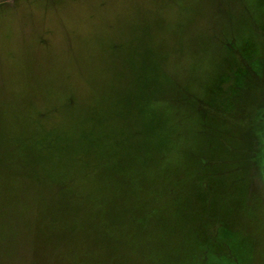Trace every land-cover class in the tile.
I'll list each match as a JSON object with an SVG mask.
<instances>
[{
  "label": "rangeland",
  "instance_id": "1",
  "mask_svg": "<svg viewBox=\"0 0 264 264\" xmlns=\"http://www.w3.org/2000/svg\"><path fill=\"white\" fill-rule=\"evenodd\" d=\"M243 24L263 57L264 0H0V264H264L258 102L213 147L177 113Z\"/></svg>",
  "mask_w": 264,
  "mask_h": 264
},
{
  "label": "trees",
  "instance_id": "2",
  "mask_svg": "<svg viewBox=\"0 0 264 264\" xmlns=\"http://www.w3.org/2000/svg\"><path fill=\"white\" fill-rule=\"evenodd\" d=\"M244 26L241 27L242 36L238 38L245 39V36H248L249 32L251 33L252 27H246V24H243ZM238 32V30H237ZM246 32V33H245ZM237 33H235L236 36ZM263 35V34H262ZM231 36V35H230ZM264 36V35H263ZM237 39V38H236ZM232 38H219L218 44L221 45V50H224V52H227L228 54L233 55V59L228 62L229 58H225L224 66L229 65L235 68L234 72H228L230 75L224 74V80H220L215 83V87L217 89H211L208 91L206 95H204L202 101V105H190L183 101H178V116L179 117H186L191 124L192 129L194 128V131L198 136H201L205 139V142L208 146H214L217 144V138L220 139L224 138V133L228 132V130H222L219 128V126L216 125V122H225L226 119H220L215 117L217 115L213 110H217V113L220 114L218 110H221L222 104L225 103V113L228 117L232 118L234 114H236V109L238 102L242 101V98L244 97V100H246L247 103L252 102H258L257 108H251V111L253 112L250 118V135L248 136V140L246 141V146H239L238 148L241 151L243 149H246L247 153L257 159V162L260 164V172L264 175V101L262 102L261 99L259 100V95L255 94L254 92H250V90L254 87L258 86H264V56H247L245 55L244 46H243V40H238L241 42L240 44L235 42V44L232 43ZM262 49L264 50V38H263V45ZM253 57V58H252ZM256 95V96H254ZM216 100L218 102H216ZM259 100V101H258ZM200 101V99H199ZM218 103V104H216ZM254 104V103H252ZM220 107V108H219ZM207 118V120H206ZM209 119V120H208ZM230 125V130L232 129L233 133L235 132V128H233V125ZM237 133V131L235 132ZM228 138L231 141L237 142L239 139L237 137V134L231 137L228 136ZM238 138V139H237ZM218 145L216 146V148ZM241 147V148H240ZM209 148V147H208ZM227 152H232L233 149L231 147L227 148ZM238 150V149H237ZM234 154L238 155L239 152L236 151ZM240 156V155H239ZM231 160L233 158H230ZM235 159H237L235 157ZM230 160V162H231ZM237 161V160H236ZM233 160V162L236 163L237 168L238 165L243 168V163H237ZM20 177V175H18ZM90 197V196H89ZM88 197V198H89ZM68 202L70 199L67 200ZM79 205L78 203H76ZM61 206V205H60ZM68 207H71V205H68ZM79 207L83 209V211H87L86 206L79 205ZM74 208L77 209V207L74 205ZM86 208V209H85ZM76 217V214H73V211L70 215L61 217V218H55L52 220V223H59V221H63L62 218L66 217L70 220H73L72 218ZM67 221V220H66ZM51 223V224H52ZM117 241V240H116ZM109 243V242H108ZM115 244L114 242H112ZM119 248V245H116V248ZM115 248V249H116Z\"/></svg>",
  "mask_w": 264,
  "mask_h": 264
}]
</instances>
